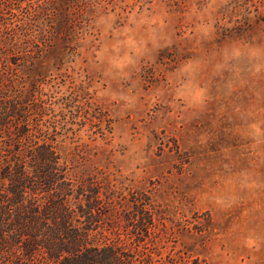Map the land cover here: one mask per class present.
Listing matches in <instances>:
<instances>
[{"label": "rangeland", "instance_id": "1", "mask_svg": "<svg viewBox=\"0 0 264 264\" xmlns=\"http://www.w3.org/2000/svg\"><path fill=\"white\" fill-rule=\"evenodd\" d=\"M0 55L155 263L264 264V0H0Z\"/></svg>", "mask_w": 264, "mask_h": 264}, {"label": "trees", "instance_id": "2", "mask_svg": "<svg viewBox=\"0 0 264 264\" xmlns=\"http://www.w3.org/2000/svg\"><path fill=\"white\" fill-rule=\"evenodd\" d=\"M0 60V264H157L143 242L151 217L135 222L110 187L32 143L20 83Z\"/></svg>", "mask_w": 264, "mask_h": 264}]
</instances>
